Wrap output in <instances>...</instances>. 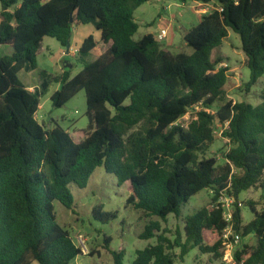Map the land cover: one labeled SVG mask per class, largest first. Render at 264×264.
<instances>
[{"label": "trees", "instance_id": "obj_1", "mask_svg": "<svg viewBox=\"0 0 264 264\" xmlns=\"http://www.w3.org/2000/svg\"><path fill=\"white\" fill-rule=\"evenodd\" d=\"M149 1L0 0V45L12 48L0 57V264H70L82 255L58 221L55 202L74 211L72 185L86 188L99 167L118 186L128 183L127 206L163 222L172 214L180 218L181 207L201 191L214 194L213 204L184 218L173 238L151 220L139 238L156 243L137 250L130 264H176L194 248L221 260L228 223L217 202L226 197L235 200V234L258 240L243 243L237 264H264V208H256L264 206V93L256 106L227 100L229 68L221 66L220 55L232 30L248 59L246 90L258 83L264 75V0H180L216 5L185 34L191 54L174 53L152 33L134 38L140 28L135 11ZM81 25H93L108 48L75 76L65 69L34 90L26 87L19 72L38 68L45 37L72 46L74 26ZM98 47L91 34L76 57ZM51 82L60 84L51 96L56 107L86 92L90 123L79 142L58 123L46 128L37 118ZM191 110L192 119L179 124ZM218 129L229 143L224 164L217 157L200 159ZM251 189L261 192L260 202L244 203L254 214L244 223L240 197ZM93 215L104 223L118 217L102 205ZM111 241L105 237L114 264H125V252L112 250ZM245 254L250 256L243 261Z\"/></svg>", "mask_w": 264, "mask_h": 264}, {"label": "rangeland", "instance_id": "obj_2", "mask_svg": "<svg viewBox=\"0 0 264 264\" xmlns=\"http://www.w3.org/2000/svg\"><path fill=\"white\" fill-rule=\"evenodd\" d=\"M215 8L214 2L201 4L197 2L183 3L180 0H151L135 11V20L140 24V28L134 38L139 40L148 33L157 34L161 29L168 28V37L162 44L174 53L191 54L193 48L184 40L185 34L200 22L204 14L211 13ZM1 9L0 2V13ZM89 31H92L91 33L98 32L93 25L74 26L72 44L75 45L79 34ZM107 48L108 46L103 44L100 39L99 47L95 53L79 59L76 57L77 52L73 55L68 54L67 48L63 47L58 40L45 37L38 56V68L31 71H20L19 78L26 87L34 90L44 80L62 74L65 69L70 70L71 75L75 76L86 63L93 62L97 55ZM74 49L75 47L72 49L71 46L70 51L74 52ZM220 55L224 58V63L221 66L229 68L230 83L227 86V100L234 103L248 102L255 106L259 105L264 93V75L250 90H246V84L250 78L248 59L242 49L240 36L232 30H229V37L224 41ZM59 87L60 84L56 82L50 83L48 93L41 98L37 118L46 128L54 127L58 123L69 131L76 142H79L85 137V131L90 123L86 114V92L83 90L66 105L56 107L51 96ZM199 110L200 107H196L195 111ZM195 111H189L179 120V124L186 125L192 119ZM228 145V139L219 130L216 134V141L210 145L205 154L200 155V159L217 157L219 163L224 164L223 153L228 149ZM71 189L75 198L74 211L59 201L55 202L58 221L70 231L73 241L83 251V254L72 260L70 264H114L111 253L105 248V237L112 239L110 244L112 250L125 252V264H130L135 259L137 250L156 243V239L143 240L139 238L151 220L160 221L162 227L167 228L170 231V237L173 238L176 236L177 229H183L184 218L204 207H210L213 204L214 196L209 189L201 191L181 207L180 218L172 214L166 222H163L158 217L148 216L144 212L127 206V199L130 195L128 183L118 186L116 178L108 174L104 167H99L95 171L86 188L80 189L72 185ZM260 196L261 192L256 189H251L241 195L240 206L243 209L244 223H248L254 217V214L244 203L250 200L259 203ZM98 205H102L105 211L117 212L118 217L109 223L96 219L93 209ZM256 208L262 210L264 206L258 204ZM209 237L211 241L213 236L209 235ZM257 242V238L251 235L242 240V244L238 248H241L243 243L255 246ZM175 254L178 256L179 250H176ZM220 263L221 260L215 261L211 255L202 254L198 248L192 249L183 261L179 258L176 260V264Z\"/></svg>", "mask_w": 264, "mask_h": 264}, {"label": "built area", "instance_id": "obj_3", "mask_svg": "<svg viewBox=\"0 0 264 264\" xmlns=\"http://www.w3.org/2000/svg\"><path fill=\"white\" fill-rule=\"evenodd\" d=\"M168 32H169L168 28H163L157 34H155V36L160 42H163L168 37ZM219 130L222 131L223 134L224 129H218L216 131V134L219 132ZM217 205L221 206L223 210L224 220L228 223V226L225 229L222 236L225 243V247L223 250L224 255L221 259V263L237 264V261L235 259V253L238 249H240L238 247L242 244L243 238L241 237V235L235 234L233 230L235 200L229 197L220 198V200L217 202ZM228 240H231L230 243H227ZM249 256L250 254L243 255L242 256L243 261H245Z\"/></svg>", "mask_w": 264, "mask_h": 264}, {"label": "crops", "instance_id": "obj_4", "mask_svg": "<svg viewBox=\"0 0 264 264\" xmlns=\"http://www.w3.org/2000/svg\"><path fill=\"white\" fill-rule=\"evenodd\" d=\"M91 32L92 31H89V32H87L85 34H79L78 37L76 38L75 45L72 44V49L75 47L74 52L70 51L69 54L73 55L74 53H76L79 50V48L82 45V43L84 42L85 38L88 37L91 34L94 35L96 41L99 43V40L101 39V33L99 31H98L99 33L98 32L91 33ZM11 51H12V48L9 45H0V57L8 55ZM36 88H38V87L36 86ZM31 89H34V88H31Z\"/></svg>", "mask_w": 264, "mask_h": 264}, {"label": "water", "instance_id": "obj_5", "mask_svg": "<svg viewBox=\"0 0 264 264\" xmlns=\"http://www.w3.org/2000/svg\"><path fill=\"white\" fill-rule=\"evenodd\" d=\"M67 53L69 54V52H70V48H71V43H68V45H67Z\"/></svg>", "mask_w": 264, "mask_h": 264}]
</instances>
